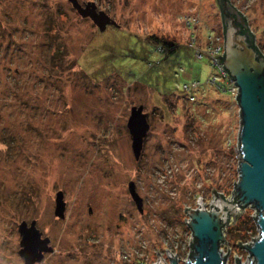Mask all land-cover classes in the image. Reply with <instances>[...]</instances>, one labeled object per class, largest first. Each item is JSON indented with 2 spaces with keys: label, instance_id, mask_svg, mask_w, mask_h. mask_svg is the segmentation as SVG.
Wrapping results in <instances>:
<instances>
[{
  "label": "rangeland",
  "instance_id": "374dc122",
  "mask_svg": "<svg viewBox=\"0 0 264 264\" xmlns=\"http://www.w3.org/2000/svg\"><path fill=\"white\" fill-rule=\"evenodd\" d=\"M89 1L116 24L101 31L70 0H0V264H24L23 220L53 247L35 264H156L159 251L186 264L185 207L210 209L215 188L230 200L240 180V105L209 56L223 44L219 1ZM229 1L264 53V0ZM140 105L150 129L136 158L127 122ZM256 214L223 230L229 264L250 262L238 243L259 238Z\"/></svg>",
  "mask_w": 264,
  "mask_h": 264
},
{
  "label": "water",
  "instance_id": "95a60500",
  "mask_svg": "<svg viewBox=\"0 0 264 264\" xmlns=\"http://www.w3.org/2000/svg\"><path fill=\"white\" fill-rule=\"evenodd\" d=\"M70 1L82 16L91 17L101 31H104L108 25L116 24V21L105 11H98L92 1L85 4L80 3L79 0ZM220 2L223 5L227 25L223 66L240 88L238 95L242 123L239 134L240 180L238 183L235 180L234 190L242 206L253 205L258 211L256 223L260 236L254 237L256 239L254 242L246 243V248L250 252L248 264H264V56L257 53L250 45L247 35L241 32L239 23H243L244 20L238 10L229 0H220ZM143 109V105L133 106L127 122L136 158L141 154L144 138L150 129L147 113ZM129 190L138 209L143 212V199L133 181L129 183ZM213 191L214 199L210 209L204 205L202 198L198 208L185 207L189 214V219L186 220L194 237V254L189 255L186 264H226L230 249L228 247L225 256L220 251V242L224 240L223 222L227 221L229 210L236 208L233 211L238 212V206L236 203H231L228 198V200L217 198L220 193L216 188ZM64 210V194L59 191L56 196L55 213L63 217ZM235 221L233 219L232 223ZM19 232L21 234L19 254L23 257L24 264H35L43 259L46 252L53 251L50 238L42 237L36 220L30 223L23 220L19 225ZM238 244L242 246L241 241ZM251 254L255 261L251 260ZM158 256L159 261L156 264H168L161 251ZM169 257V264H179L173 254L170 253ZM240 258L236 256L237 264H242Z\"/></svg>",
  "mask_w": 264,
  "mask_h": 264
},
{
  "label": "trees",
  "instance_id": "16d2710c",
  "mask_svg": "<svg viewBox=\"0 0 264 264\" xmlns=\"http://www.w3.org/2000/svg\"><path fill=\"white\" fill-rule=\"evenodd\" d=\"M219 1V5H220V8H221V13H222V19H223V25H222V38L225 39V31H226V19H225V16L223 14V5H222V2ZM230 2V1H229ZM231 3V2H230ZM232 5V4H231ZM233 6V5H232ZM234 7V6H233ZM235 8V7H234ZM236 9V8H235ZM237 10V9H236ZM240 13V15L242 16L244 22L243 23H239V25L241 26L242 30L241 32L243 34H246L247 37H248V41L250 43V45L257 51L258 54L260 55H263L264 56V53L262 52V50L260 49V47L258 46L257 42H256V37H255V34L254 32L251 30L249 24H248V20L246 18V16L241 12V11H238ZM159 43L162 44V47H163V51H165V54H167L168 56L169 55H174L175 53H177L180 49L179 45H177L175 42L173 41H163V40H159L157 39ZM157 42V41H156ZM224 58H225V53L223 54V56L220 58L221 59V62L223 63L224 61ZM218 197H222L224 199H226L225 195L223 193H220L217 195V198ZM228 200V199H226ZM231 203H236L237 206H238V212H234L233 210L236 209H232V210H229V215H228V219L227 221L223 222V230H225L227 228V226L233 222V219H237L238 218V215L239 213H241L242 211H244L248 205L246 206H242L241 205V202L239 201L238 199V196L235 195V190L232 194V198L229 200ZM253 206V205H252ZM188 211V209H187ZM240 211V212H239ZM257 216H258V211H257V214L256 216L253 217V224L252 226L248 227V231L253 229V228H256L258 227L257 226V223H256V219H257ZM256 239H254L253 241H255ZM222 242H226V236H224V240ZM193 245H194V240L191 242V245H190V255L193 256L194 254V248H193ZM246 244H242V247H245Z\"/></svg>",
  "mask_w": 264,
  "mask_h": 264
},
{
  "label": "built area",
  "instance_id": "2783aa9c",
  "mask_svg": "<svg viewBox=\"0 0 264 264\" xmlns=\"http://www.w3.org/2000/svg\"><path fill=\"white\" fill-rule=\"evenodd\" d=\"M210 50H209V56L211 57L212 60V65H214L213 67L215 69H217V73L215 75H213V82L216 83V85L219 87V89L222 90V92H228L230 94H233L235 92V98L237 100V102L239 103V99H238V95H239V86L238 84L235 83V79L231 78V76L229 75V73L227 72L226 68L223 66V63H220L221 59L218 56H221L225 53V44H224V38H223V44H218L215 45L214 47H211V45L209 46ZM212 48H214L212 50ZM198 55L200 56V58H202L201 56H203L200 52L196 53V56L198 57ZM197 85V81L193 82L191 84V86L189 84H185V88H192V86H196ZM240 140H238V156L241 159V152H240ZM254 242V241H253ZM224 244L225 242H220V251H222V255L225 256V254L228 252L227 250L224 249ZM246 248V246H245ZM248 249V248H247ZM249 250V249H248ZM250 254V252H249ZM229 253L227 254L226 257V264H229ZM251 260L255 261L254 256L251 254ZM253 261V262H254ZM250 263V262H249ZM248 264V263H247Z\"/></svg>",
  "mask_w": 264,
  "mask_h": 264
},
{
  "label": "flooded vegetation",
  "instance_id": "af4514ba",
  "mask_svg": "<svg viewBox=\"0 0 264 264\" xmlns=\"http://www.w3.org/2000/svg\"><path fill=\"white\" fill-rule=\"evenodd\" d=\"M241 30H242V28H241Z\"/></svg>",
  "mask_w": 264,
  "mask_h": 264
}]
</instances>
